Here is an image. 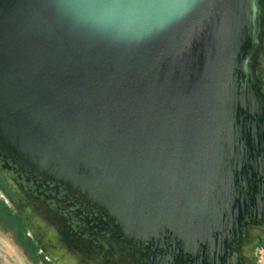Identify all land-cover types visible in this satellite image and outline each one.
Listing matches in <instances>:
<instances>
[{
	"label": "water",
	"instance_id": "95a60500",
	"mask_svg": "<svg viewBox=\"0 0 264 264\" xmlns=\"http://www.w3.org/2000/svg\"><path fill=\"white\" fill-rule=\"evenodd\" d=\"M263 52L264 0H0V150L129 240L221 246L262 208Z\"/></svg>",
	"mask_w": 264,
	"mask_h": 264
},
{
	"label": "flooded vegetation",
	"instance_id": "af4514ba",
	"mask_svg": "<svg viewBox=\"0 0 264 264\" xmlns=\"http://www.w3.org/2000/svg\"><path fill=\"white\" fill-rule=\"evenodd\" d=\"M259 181L256 187L260 192L261 210L253 219L243 218L235 229L229 231L221 246L200 243L195 247H185L180 241L172 239L159 245L152 239L125 238L107 213L72 188L20 165L12 156L0 150V196L26 218L27 229L35 238L41 254L36 253V245L23 235L22 220L10 213L1 199L0 209L12 218L20 239L28 244L30 257L45 264L48 263L44 258L52 264H84L71 255L68 248L60 245L59 235H64L59 230L62 226L67 229L64 233L71 237L69 239L73 241L72 247L76 251L99 258L103 257L106 246L115 242L123 254L130 253L135 264H253L255 246L264 241L263 231L254 234L255 242L252 239L253 231L264 229V176ZM37 216L47 225L49 221H55V225L51 226L53 252L46 245L44 231L36 223ZM82 243L88 245L89 252L81 246Z\"/></svg>",
	"mask_w": 264,
	"mask_h": 264
},
{
	"label": "rangeland",
	"instance_id": "374dc122",
	"mask_svg": "<svg viewBox=\"0 0 264 264\" xmlns=\"http://www.w3.org/2000/svg\"><path fill=\"white\" fill-rule=\"evenodd\" d=\"M260 63H262V68L264 70V52L261 54ZM0 199L7 206L5 207L10 211V213H13L22 220L23 235H26L34 243V245H36V253L41 254L42 252L38 249V244L36 243L35 238L31 236V233L27 229L26 218H24L20 212L12 208L10 204L6 203L1 196ZM53 225H55V221H49V228H51ZM59 230L62 232V234H64L59 235V238L61 239L60 245L68 248L67 251L71 255L77 257L81 263L95 264L101 262V264H135V261L131 257L130 253L123 254V251H120V246L115 242H111L110 245L106 246L103 257L101 258L98 256L85 254L84 252L80 253L79 251H76L74 247H72V244L74 243H72L73 241L69 239L71 237L64 233L67 229L62 226ZM16 231L17 230L14 228L12 218H9L3 209H0V264H45L44 262L42 263L40 261L33 260L32 257H30L27 250L28 244L24 243L23 240L20 239L18 232ZM66 232L68 233V231ZM82 244L83 245L81 246L85 247L87 252H89L90 250L87 248L88 245L85 243ZM78 245L76 244V246ZM255 247L256 255L252 258L253 264H264V241L259 242ZM44 260L48 264H52L45 258Z\"/></svg>",
	"mask_w": 264,
	"mask_h": 264
},
{
	"label": "bare ground",
	"instance_id": "6f19581e",
	"mask_svg": "<svg viewBox=\"0 0 264 264\" xmlns=\"http://www.w3.org/2000/svg\"><path fill=\"white\" fill-rule=\"evenodd\" d=\"M36 223L38 224L39 228L40 229L42 228V230L44 231V238L47 241L46 245L53 252V228H49V226L39 216H37L36 218ZM259 231L264 232V229H257L252 233V239L254 242H255L254 234Z\"/></svg>",
	"mask_w": 264,
	"mask_h": 264
},
{
	"label": "trees",
	"instance_id": "16d2710c",
	"mask_svg": "<svg viewBox=\"0 0 264 264\" xmlns=\"http://www.w3.org/2000/svg\"><path fill=\"white\" fill-rule=\"evenodd\" d=\"M262 59H263V57H262ZM264 65V64H263Z\"/></svg>",
	"mask_w": 264,
	"mask_h": 264
}]
</instances>
